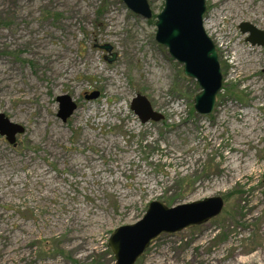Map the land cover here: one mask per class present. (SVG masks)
I'll list each match as a JSON object with an SVG mask.
<instances>
[{
	"label": "rangeland",
	"instance_id": "374dc122",
	"mask_svg": "<svg viewBox=\"0 0 264 264\" xmlns=\"http://www.w3.org/2000/svg\"><path fill=\"white\" fill-rule=\"evenodd\" d=\"M147 1L150 20L121 0H0V114L24 128L14 145L0 136V264H115L109 237L149 203L217 196L218 216L159 235L135 264H264V45L239 28L264 33V8L205 0L222 86L200 116L195 81L155 40L163 0ZM137 94L160 121L134 115ZM62 95L77 106L66 122Z\"/></svg>",
	"mask_w": 264,
	"mask_h": 264
},
{
	"label": "water",
	"instance_id": "95a60500",
	"mask_svg": "<svg viewBox=\"0 0 264 264\" xmlns=\"http://www.w3.org/2000/svg\"><path fill=\"white\" fill-rule=\"evenodd\" d=\"M126 7L150 20L152 11L147 0H121ZM205 0H163V8L156 15L155 40L167 48L169 55L183 67V75L195 81L199 92L193 98V108L200 116H209L216 105V96L221 91L222 75L214 43L204 30ZM242 33H249L251 45H264V33L248 23L239 26ZM110 51L109 46H99ZM114 56V55H113ZM114 58V57H113ZM87 100L98 97V93L85 96ZM59 104L57 116L62 122L73 114L76 104L67 95L56 98ZM130 109L141 123L158 122L163 117L153 111L148 99L140 94L131 101ZM24 128L12 123L0 114V136L14 145L16 136ZM224 206L221 197L206 198L189 204L168 208L159 201L149 203L144 216L132 225L115 229L108 239L115 264H135L159 235L174 234L188 227L200 226L218 216Z\"/></svg>",
	"mask_w": 264,
	"mask_h": 264
},
{
	"label": "bare ground",
	"instance_id": "6f19581e",
	"mask_svg": "<svg viewBox=\"0 0 264 264\" xmlns=\"http://www.w3.org/2000/svg\"><path fill=\"white\" fill-rule=\"evenodd\" d=\"M215 1V3H218L219 1L218 0H214ZM231 2H233L234 3V6L235 7H238V6H242L244 3H246V5H249V2L247 1V0H245L244 2H235V0H230ZM255 4H256V11H261V10H263V8H264V0H258L257 2H255ZM218 11H220V9L218 10ZM221 13H219V14H215V20H220V15ZM223 14V13H222ZM264 14V13H263ZM226 18V17H225ZM222 19H224L222 16H221V21H222ZM215 26H218V25H216L215 24ZM206 28H208L209 26H205ZM225 36L229 39L230 37L229 36H227V34H225ZM227 38H225V39H223V38H221V43H222V47H223V50L225 51V52H227V54H229V53H231V52H235V55H237V52L233 49V48H231V45L229 44V40L227 39ZM223 42H226V43H223ZM246 54H248V52H246L244 55H246ZM236 57L237 56H235L234 57V61H233V63L229 66V68L230 69H232L233 70V73L235 74V75H239L240 76V78L242 77V79L241 80H243V82L246 84V86H247V88H249V89H259L262 85H263V83L261 82L260 83V81H259V79H255L254 78V73L253 72H251V71H249V70H251L250 69V67H248L247 69H245L244 67H243V64L245 63H238V60L236 59ZM247 67V66H246ZM254 94V93H253ZM254 97V96H253ZM256 99V98H255ZM246 116V115H245ZM248 116V115H247ZM242 117V116H241ZM244 117V116H243ZM250 120H254L253 119V117H251V119ZM254 122V121H253ZM256 124V123H255ZM252 128H254V127H252ZM251 131V130H250ZM234 161H237V160H234Z\"/></svg>",
	"mask_w": 264,
	"mask_h": 264
}]
</instances>
